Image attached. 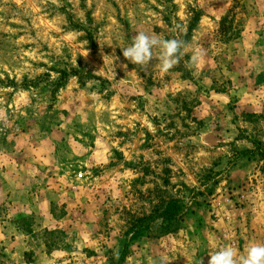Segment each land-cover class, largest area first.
<instances>
[{"label":"rangeland","instance_id":"374dc122","mask_svg":"<svg viewBox=\"0 0 264 264\" xmlns=\"http://www.w3.org/2000/svg\"><path fill=\"white\" fill-rule=\"evenodd\" d=\"M139 31L186 41L180 62L125 60ZM255 142L264 0H0V264H207L264 244Z\"/></svg>","mask_w":264,"mask_h":264},{"label":"clouds","instance_id":"9594fccd","mask_svg":"<svg viewBox=\"0 0 264 264\" xmlns=\"http://www.w3.org/2000/svg\"><path fill=\"white\" fill-rule=\"evenodd\" d=\"M187 42L178 39H162L157 35H149L144 31L137 32L132 37L130 46L121 49L122 56L132 64L147 66L153 60V48L160 49L158 56L159 68L161 72H168L176 66L182 56ZM204 56L202 50H196L191 56V65H197ZM127 68V65H123ZM119 250L113 253V258L119 260ZM207 264H264V244H250L244 251H239L231 245H224L217 250H212L208 254ZM161 264H169L170 260L166 256L159 257ZM203 264V262H202Z\"/></svg>","mask_w":264,"mask_h":264},{"label":"trees","instance_id":"16d2710c","mask_svg":"<svg viewBox=\"0 0 264 264\" xmlns=\"http://www.w3.org/2000/svg\"><path fill=\"white\" fill-rule=\"evenodd\" d=\"M256 149L250 150L247 152H243L242 154H249V153H261L264 154V143L262 142H255L254 143ZM157 221H160V232H166L172 230L173 227L176 226V223L181 222L183 220V213L180 210L179 201L176 202L175 206L167 207L163 209L161 212L157 213L156 216ZM148 229V228H147Z\"/></svg>","mask_w":264,"mask_h":264}]
</instances>
